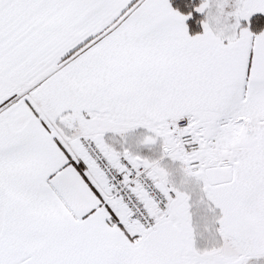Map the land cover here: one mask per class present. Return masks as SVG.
Listing matches in <instances>:
<instances>
[{
  "label": "snow or ice",
  "instance_id": "1",
  "mask_svg": "<svg viewBox=\"0 0 264 264\" xmlns=\"http://www.w3.org/2000/svg\"><path fill=\"white\" fill-rule=\"evenodd\" d=\"M0 264H264V0H0Z\"/></svg>",
  "mask_w": 264,
  "mask_h": 264
}]
</instances>
